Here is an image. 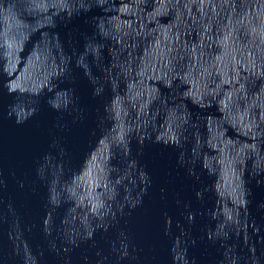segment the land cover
Here are the masks:
<instances>
[{
  "label": "water",
  "instance_id": "water-1",
  "mask_svg": "<svg viewBox=\"0 0 264 264\" xmlns=\"http://www.w3.org/2000/svg\"><path fill=\"white\" fill-rule=\"evenodd\" d=\"M0 264H264V0H0Z\"/></svg>",
  "mask_w": 264,
  "mask_h": 264
}]
</instances>
